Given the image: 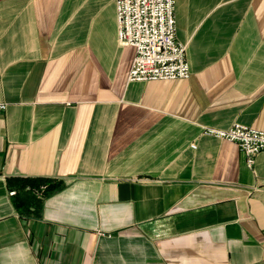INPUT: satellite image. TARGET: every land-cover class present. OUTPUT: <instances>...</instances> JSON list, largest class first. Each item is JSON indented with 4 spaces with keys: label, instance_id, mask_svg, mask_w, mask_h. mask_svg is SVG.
<instances>
[{
    "label": "crops",
    "instance_id": "0c3cea01",
    "mask_svg": "<svg viewBox=\"0 0 264 264\" xmlns=\"http://www.w3.org/2000/svg\"><path fill=\"white\" fill-rule=\"evenodd\" d=\"M188 79L130 81L116 0H0V264H264V0H177ZM10 178L67 184L40 218Z\"/></svg>",
    "mask_w": 264,
    "mask_h": 264
},
{
    "label": "built area",
    "instance_id": "2783aa9c",
    "mask_svg": "<svg viewBox=\"0 0 264 264\" xmlns=\"http://www.w3.org/2000/svg\"><path fill=\"white\" fill-rule=\"evenodd\" d=\"M177 0H116L118 40L135 48L130 81L188 79L191 75L186 46L176 37ZM7 108L0 103V111ZM205 132L235 142L245 154L248 166L264 152V131L242 124L226 130Z\"/></svg>",
    "mask_w": 264,
    "mask_h": 264
},
{
    "label": "trees",
    "instance_id": "16d2710c",
    "mask_svg": "<svg viewBox=\"0 0 264 264\" xmlns=\"http://www.w3.org/2000/svg\"><path fill=\"white\" fill-rule=\"evenodd\" d=\"M67 184L48 178H10L15 208L26 217L40 218L46 199L61 192Z\"/></svg>",
    "mask_w": 264,
    "mask_h": 264
}]
</instances>
